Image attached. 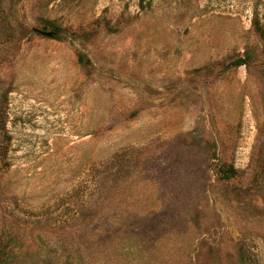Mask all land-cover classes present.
Wrapping results in <instances>:
<instances>
[{
	"label": "rangeland",
	"instance_id": "rangeland-1",
	"mask_svg": "<svg viewBox=\"0 0 264 264\" xmlns=\"http://www.w3.org/2000/svg\"><path fill=\"white\" fill-rule=\"evenodd\" d=\"M0 251L264 264V0H0Z\"/></svg>",
	"mask_w": 264,
	"mask_h": 264
},
{
	"label": "trees",
	"instance_id": "trees-1",
	"mask_svg": "<svg viewBox=\"0 0 264 264\" xmlns=\"http://www.w3.org/2000/svg\"><path fill=\"white\" fill-rule=\"evenodd\" d=\"M256 29H259L261 31L260 27H258L257 24H256ZM52 36H53V33H52ZM233 63H234V65H239V64L243 63V60L238 58V59H235L233 61ZM224 172L226 175H228V174L233 173L234 170L232 169V167H228L227 169L224 170ZM5 259H6V256L4 255L3 251H0V264H5L6 263Z\"/></svg>",
	"mask_w": 264,
	"mask_h": 264
},
{
	"label": "water",
	"instance_id": "water-1",
	"mask_svg": "<svg viewBox=\"0 0 264 264\" xmlns=\"http://www.w3.org/2000/svg\"><path fill=\"white\" fill-rule=\"evenodd\" d=\"M42 33L45 34L46 36H49L50 35V32H48V31H44Z\"/></svg>",
	"mask_w": 264,
	"mask_h": 264
}]
</instances>
